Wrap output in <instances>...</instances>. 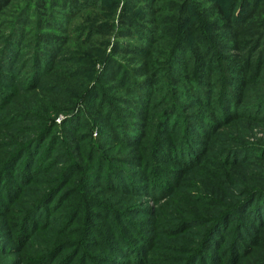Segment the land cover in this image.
<instances>
[{
    "label": "rangeland",
    "instance_id": "1",
    "mask_svg": "<svg viewBox=\"0 0 264 264\" xmlns=\"http://www.w3.org/2000/svg\"><path fill=\"white\" fill-rule=\"evenodd\" d=\"M19 2L13 1L14 4ZM52 8L55 18L66 19V38L53 57H47L46 63L42 61L37 73L38 82H29L31 78L27 68H31L30 64L25 69L21 65L17 69L15 66L13 70L0 68V95H5L0 98V174L4 175L3 179L0 175V204L4 206L3 210L0 208V264H179L180 257H189L198 246L216 255L215 264H263L264 218H251L249 212L238 210L234 215L230 214L226 217L229 219L227 228L223 226L214 233L212 230V245L207 242L201 246V242L205 239L204 233L212 222L211 218L218 219L228 204H237L238 195L249 187L253 174L258 177L257 185L264 186L261 181L264 179V159L256 157L258 153L264 152L259 150L264 145V104L260 110H256L258 101L264 96V73L257 78V82L246 80L245 87L236 84L232 88L236 94L237 108L228 105L224 112L216 109V94L210 98V102L201 101V93L194 84L195 72L192 71L195 57H189L184 65L172 62L170 50L174 38L166 27L175 29V24H162L161 17L169 15L171 18L173 12L157 11L152 16L156 18L155 29L159 38L154 40L149 54H134L132 63L148 69L146 74L136 77H144L149 71L155 70L162 87L153 98L172 94V85L184 91L174 90L179 111L174 112L172 109L174 117L167 119L168 122H161L168 113L159 119L157 113L170 100L169 97H165L160 105L153 106L147 117L146 114L137 115L133 109L144 110L134 105V102L139 104L140 101L134 95L135 92L125 86L131 73L127 72L120 82L114 84L113 74H117L119 65L126 62L120 59L118 68L112 70L104 61V56L112 53L110 46L122 41V38L113 32L105 36H91L87 34V26L92 21L83 19L93 13L106 20L117 18L120 6L113 14L106 16L100 14L98 9L78 7L71 16L65 17L63 14L67 9L61 12L63 8L59 4ZM12 10L13 7H8L0 14V42L3 32L6 33L5 26L12 18ZM177 12H174V17ZM30 19L35 21L34 15ZM82 24V30L76 31L75 26ZM24 27V38L27 36V40L30 35L28 32L35 26L29 23ZM162 31L163 35L160 36ZM183 31L180 28V33ZM184 37V48H201L198 38ZM22 39L18 40V45L22 44ZM126 39L142 43L135 38ZM29 41L33 42L34 37H30ZM142 45L147 50V46L144 43ZM261 47L255 48L252 57ZM20 49L22 52L15 59L16 65L23 57L33 54V49L27 50L23 46ZM211 49L210 55L204 54V59L206 62L210 60L218 70L224 63L231 64L227 62L229 59H240L246 52V48L224 43L221 46L215 44ZM1 57L0 53L2 61ZM151 58L157 63L149 65ZM91 59L96 60L91 62ZM24 64L27 65V62ZM168 72H175L182 79ZM6 73L15 74L14 81L12 77H2ZM183 75H186L187 80ZM166 76L171 78L170 83L165 79ZM203 78L206 79L205 76ZM219 83L217 80L210 86L203 84L202 87L204 90L211 88L216 93ZM6 85L12 86L10 94L11 88H6ZM100 88H104L111 99H105L107 95H102ZM97 93L100 100L97 101L98 96L93 103ZM104 107L110 109L109 113ZM125 107L130 109L125 110ZM44 114L54 121L55 126L47 131L45 140H39L41 143L33 151L38 152L34 162L27 164V154L31 148L28 146L24 156L14 163L16 176L26 178L28 172L31 177L20 192L24 201L19 198L16 204H9L7 190L12 189L14 180L13 183L18 181L7 159L14 153L15 144L24 141L26 144L37 136L38 127L41 130L44 126L40 122ZM173 120L177 121V125H174ZM118 121L120 128L124 122V129L131 133L136 122L140 131L127 134L129 140L121 138L120 128L116 130ZM207 122L218 125L216 134H210ZM142 123L146 125L145 132H142ZM56 131L57 135L64 136L66 148L51 152L49 141ZM191 135H194L191 139L194 146L191 148L192 142H186L185 145L190 147L187 153L193 155L194 159L185 165L187 156H178L179 160L173 158L171 147L178 144L181 148V144ZM91 144L98 147L108 161L103 168L97 164L99 156L89 149ZM71 163L70 180L58 184L57 192L54 194L53 191L50 195V202H40L35 212L30 214V220L34 219L38 223L37 228L28 235L27 242L17 239V224L19 228L20 217L27 212L28 201L31 204L39 200L46 191L42 190L45 185L40 182L53 184L55 180L58 181L71 167ZM119 171H125L123 174L128 175L130 180L121 176V180H117ZM112 175L117 180V186L113 184L109 188ZM105 177L107 181L103 182ZM214 200L219 201V204ZM79 201L83 203L86 213L81 214L79 221H72L68 216L76 205H80ZM100 208L109 210L102 214ZM45 219L50 222L49 226L45 224ZM238 223L252 227H241L237 232L239 235L235 236L233 229ZM88 224H91V228L87 229ZM253 236L261 237L263 244L250 243ZM236 240L238 247L230 244ZM54 242L58 245L57 254L37 262L43 259L42 255ZM114 243L120 249L125 246L132 249L118 253L114 250ZM137 248L138 251H134ZM235 251L238 259L231 262L230 255Z\"/></svg>",
    "mask_w": 264,
    "mask_h": 264
},
{
    "label": "trees",
    "instance_id": "2",
    "mask_svg": "<svg viewBox=\"0 0 264 264\" xmlns=\"http://www.w3.org/2000/svg\"><path fill=\"white\" fill-rule=\"evenodd\" d=\"M13 1L21 2H19L18 4H14ZM58 4L63 8V11L61 12H65V9H67L63 14L65 17L71 16V13L78 7L98 9L100 14L106 16L107 14H113L115 12V9L120 6V14L119 16H117V18L106 20L105 17L103 19L93 13L91 15H86L83 19L92 21V23H89L90 25L88 24L87 26V34L90 33L91 36L93 34L105 36L107 33L113 32L117 33L118 36L122 38V41L116 42L109 48L115 55H113L112 53H108L107 56H104V61L107 67H112V70L115 67L118 68L120 59L126 62V64L119 65V71L117 74H113L115 80L114 84L120 82L122 80V77L127 72L131 73L130 77L128 78V82L125 83V86H129V88H131L135 92L134 95L137 96V100L140 101L139 104H136V102H134V105H137L140 109L144 110L139 111L133 109L135 110L137 115L146 114L145 116L147 117L149 115L148 111L150 112L153 106L160 105L164 101L165 97H169L170 100L168 99L164 107L161 108V111L157 113L158 119L168 113L167 117H163L161 119V122H168L167 119H172V117H174L173 111H179L178 108H176L177 102L174 90L184 91L183 89L172 85V94L169 93V96L167 94L157 95L155 96V98H153L155 92L160 90V88L162 87V84L159 83V77L157 76V74H155V70L149 71V73H147V75H145L144 77H136V75L146 74L148 69H142L140 66H136L132 63L134 54H140L143 56L149 54L152 50V44L154 40L159 38L155 29V26L157 24L155 22L156 18L152 16V14L157 11L168 10L169 12H173V16L171 18H169V15L161 17L162 24H175V29H173L172 27H166L167 30L171 32L170 36L174 38L173 46L170 50V58L172 59L173 63L184 65L188 61L189 57H195L196 63L192 67V71L195 72L194 76L196 80L194 84L197 91L201 93L199 94V99L201 101L210 102V98L212 96H215L216 94V100L218 103L217 105H214L216 109L224 112L225 108L228 105H231L232 108H237L235 107L236 100L234 97V95L236 94L232 91V88L235 87L236 84L239 87H245L247 83L246 80H250V82H257V78L264 73V0H0V14L6 8L13 7V13L11 15L12 18L9 19L8 24L5 26L6 33L3 32L2 40L0 42V53L2 55V61L0 60V68L13 70L15 66L17 69V67L21 65V67L23 66L22 69H25L30 64L31 68H27V72H30L29 74L31 78L29 82H38L37 73L39 72L38 70L42 64V61L44 60V63H46L48 59L47 57H53L55 51H57L60 45L64 43L66 38L64 33L66 27V19L55 18L53 13L55 11H53L54 9L52 7L58 6ZM177 10L178 12L176 18L174 17V12H176ZM31 15H34L35 21L33 19H30ZM29 23H31V25L35 27L28 32V34L30 35H28L29 37L26 40L27 36L24 38V26L28 25ZM118 25L120 26L119 29ZM82 26L83 24L76 25V31L82 30ZM180 28L184 29L182 33H180ZM51 29H54L56 31H52ZM58 31H60V33H58ZM163 32L164 31L160 33V36L163 35ZM185 35L192 36L193 39L198 38V41L201 42V48L199 49L195 47L193 49V46L191 50L188 49L189 47L187 49L184 48L186 46V39L184 37ZM21 37L24 40L22 39V44L18 45V40H20ZM30 37H34L33 42L29 41ZM126 38H135L142 41V43H133L131 41H127ZM222 39L226 41L223 42ZM203 41L205 42L202 43ZM143 43L145 44V46H147V50L142 45ZM222 43L227 44L228 46L238 45L241 48H246V52L240 59H229L227 62L230 61L231 64L227 65L226 63H224L221 69L218 70L210 60H207L208 63L206 62V60L204 59V54L207 53L210 55L212 51L211 48L215 47V44L221 46ZM21 46L27 48V50L33 49V54L32 56L28 54V56L23 57L21 61L18 62V65H16L14 64L15 59L19 58V56L21 55ZM260 47L261 49L257 52L256 56L252 57L255 48ZM158 50L159 49H156V51ZM98 51L100 52V49ZM39 52H41V57L39 55ZM184 53H186V55H184ZM99 56L100 54L98 55V57ZM113 57H115V60H113ZM92 60L96 59H91L90 61L92 62ZM26 62L27 65L24 64ZM86 62H88L87 59ZM148 63L149 65H153L157 62L154 61V58H151ZM168 73H172L174 77L182 79V77H179L175 72ZM7 76L12 77V80L14 81L15 74L10 75L6 73L2 75V77L5 78ZM203 76H205L207 80L204 79ZM183 78L187 80L186 75H183ZM165 79L167 80V82H171L170 77L166 76ZM233 79L235 81H231ZM217 80L220 81V87L219 91L216 93H214L211 88H207L204 90V88L202 87L203 84L210 86ZM18 87L16 86L15 88ZM6 88H11L10 92L8 93L10 94L12 92V86L6 85ZM100 92L102 93V95L103 93H105L107 95L105 99L109 100L110 96L104 88H100ZM203 92H205V97L203 95ZM3 96L5 95H0V98ZM96 98L97 101L100 100V95H98V93L95 95L93 103L95 102ZM128 99L132 101L130 98ZM263 104L264 96L262 97L261 101H258L256 110H260V106H263ZM104 108L107 109V112L109 113L110 109H108L107 107ZM125 108V110L130 109V107ZM44 115H42V119L40 121L44 126L41 130L38 127L37 136L29 140V142L26 144L25 141L23 143L15 144L14 153L7 159L9 168H14V163L17 162L22 157V155L24 156L28 146H31V148L29 149L30 151L27 154V164L35 161V157L38 152L33 153V151L38 147V143H41L43 140H45L47 131L53 129V126H55L54 121L48 115ZM152 116L154 117V115ZM231 117L232 115L230 114L229 119H231ZM176 122L177 121L173 120L174 125H177ZM142 124V132H145L146 125L145 123ZM137 125L138 123L136 122L133 124L132 127L134 128V131L131 133L130 131H126L124 129V122L121 123L120 128V123L118 121V128H116V130L120 128L119 132H122V135L120 137L129 140L127 134H135L140 131ZM206 126L210 127V134H212V132L214 134L217 133V124L213 125L210 122H207ZM206 126L204 127L205 129ZM162 129L164 130V127H162ZM57 132L58 131H56V133L50 138L49 141V147L52 146L51 152H54V149L62 151L63 148H66L64 136L59 134L57 135ZM144 134L145 133L142 134V137L144 136ZM193 137L194 135H191V137L187 141L183 142L181 144V148L178 144L177 146H170L174 153L172 155L173 158L179 160L178 156H181L182 158L184 156H187V158L185 159V162L187 163L185 165L189 164V162H191V159H194L193 155L187 153L191 150L190 147L185 145L186 142H192L193 140L191 139ZM39 140L41 142H39ZM193 146L194 143L193 145H191V148ZM89 149H91L95 155L99 156L97 158V164H101L103 168V165L105 163L107 164L108 161L106 162L102 153L98 150V147H93V145L91 144ZM259 150L264 151V145L259 148ZM66 151L69 152L68 150ZM88 154H90V152ZM137 156L140 157V155ZM256 157L264 159V152L258 153ZM90 158H92L91 154ZM14 171L15 177H17L16 179L18 182L13 183L15 181L14 180L11 183L12 189L10 188L7 190L6 197L9 204L13 202L16 204L19 198L22 200L20 192L24 187L23 185L31 177L29 176L28 172L26 173L28 175H25L26 178L20 177L19 175L16 176L17 172L15 168ZM124 172L125 171H119L120 175H118L117 180H121L119 176H121L123 179L125 178V180H130L128 178V175L123 174ZM71 173L72 163L71 167H69L65 171V175L63 177H59L58 181H54V186H52L53 184L49 183L48 181L45 183L40 182L41 185H45L42 190L46 191L39 200L34 201L31 204L30 201H28L26 205L28 206L27 212L25 211V215H21L20 217V229L18 228L17 224V229L19 230L17 239H25V242H27L28 235H30L32 233L31 231L33 229H36L38 226V223L34 222V219L30 220V214H33L35 212L40 202L47 203L52 192L55 191L54 194L57 192L56 186L70 180L69 176L71 175ZM81 173H83V171ZM1 176V179H3L4 175ZM262 178H264V176ZM257 179L258 177L253 174L251 176L249 187L243 190L240 189L243 192L238 195L239 200L237 201V204H228L227 208H224L220 212V214L218 215V219L215 217L211 218L212 222L206 228V231L204 233L205 239L202 240L201 246L202 244L204 245L207 242L211 243L212 245V242H214L210 240L211 235H213L212 230L214 233L215 230H221V227L223 226H226L227 228L229 223L226 222L229 219L226 217H228L230 214L234 215L233 213L237 212L238 210L249 212L252 215L251 218L256 219L255 216H257V218H259V216L262 217V219L264 218V186L259 187V185H257ZM117 180H115L112 175L110 183H108L110 184L109 188H111L113 184H116L117 186ZM105 181H107V177L104 178L103 182ZM261 181L264 182V179ZM59 190L60 189H58V192ZM21 200L18 203H20ZM214 201L216 202V204H219V201ZM221 204L225 205L224 202H222ZM82 205V202H80V205H76L69 214L68 219L72 221H79L81 219V214L86 211L85 207H82ZM0 208H2L3 210L4 206L0 204ZM100 209V212L102 214H105V212H108L109 210L105 208ZM231 209H233V211H231ZM90 213L95 215L97 214L95 212ZM233 218H235V216ZM44 222L45 224L48 223L49 226L50 222L46 221V219L44 220ZM243 226L248 229L252 227L249 224L244 225L243 223H238L236 226H234L235 228L233 229L235 236L239 235V233L237 234V232ZM88 228H91V224L87 225V229ZM105 235H107V233H105ZM108 237L111 236H107V238ZM81 240L82 239H80L79 241L81 242ZM261 240V237L253 236L249 242H253L254 245H262L263 243ZM237 241L238 240L232 241L230 244H234V247H238L236 243ZM223 242L224 241L218 243V245H221V243ZM56 243L57 242H54L50 248L46 249V251L42 255L43 259L37 260V262L44 260V257L51 258L52 256H55L58 252V245H56ZM62 244L63 243H61L59 247ZM115 244L116 243H114V250L118 253H125L129 249H132L129 246H125L124 249H120ZM220 245L217 247H220ZM199 247L200 246L196 247V249H194L193 251L192 248H190V251H192L190 256L180 257L178 259L179 264H215L214 259H216V255L209 254L206 249H199ZM134 251H138V248ZM74 255L75 254H73V256ZM237 256L238 253L236 251L234 254L230 255L231 262L237 260ZM261 261L264 264V252L261 256Z\"/></svg>",
    "mask_w": 264,
    "mask_h": 264
}]
</instances>
